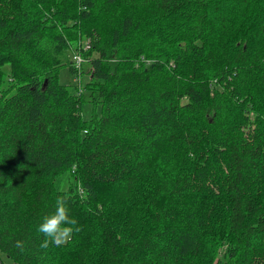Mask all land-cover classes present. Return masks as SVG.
Returning <instances> with one entry per match:
<instances>
[{"label": "trees", "instance_id": "obj_1", "mask_svg": "<svg viewBox=\"0 0 264 264\" xmlns=\"http://www.w3.org/2000/svg\"><path fill=\"white\" fill-rule=\"evenodd\" d=\"M1 253L264 264V0H0Z\"/></svg>", "mask_w": 264, "mask_h": 264}, {"label": "rangeland", "instance_id": "obj_2", "mask_svg": "<svg viewBox=\"0 0 264 264\" xmlns=\"http://www.w3.org/2000/svg\"><path fill=\"white\" fill-rule=\"evenodd\" d=\"M89 64L87 62L84 61V64L82 66V70H81V81H80V84L82 85V87L84 86V84L86 83L87 79H88V70H89ZM74 74H72L68 67H63L60 74H59V80L61 83H77L75 81V77L73 76ZM79 84V82H78ZM75 85L72 86V88L74 89ZM77 86V85H76ZM83 97H84V102L82 103V116L83 118L85 119H89L91 117V115L93 114V110H94V107L92 105L91 102H89L87 100L88 98V92L86 90H84L83 92ZM251 131V127L248 128L247 130V134H249ZM66 179V175H63L61 177V182L58 184L59 187H64L66 184H67V180L65 181ZM66 183V184H65ZM69 235V232L67 230V228H63V231H60L58 233V238L60 240H64L68 237ZM1 259L6 262L7 264H11V260L9 258H7L4 254L1 253Z\"/></svg>", "mask_w": 264, "mask_h": 264}, {"label": "clouds", "instance_id": "obj_3", "mask_svg": "<svg viewBox=\"0 0 264 264\" xmlns=\"http://www.w3.org/2000/svg\"><path fill=\"white\" fill-rule=\"evenodd\" d=\"M59 204L60 202L58 201V205ZM57 216L59 217V220H57ZM50 219L56 220L55 229L49 227L48 220L42 222L41 225H39L37 228V231L40 232L45 237L41 247H47L50 243H55L58 233L60 231H63V227H64L63 221L65 217L62 207L58 206L56 213Z\"/></svg>", "mask_w": 264, "mask_h": 264}, {"label": "built area", "instance_id": "obj_4", "mask_svg": "<svg viewBox=\"0 0 264 264\" xmlns=\"http://www.w3.org/2000/svg\"><path fill=\"white\" fill-rule=\"evenodd\" d=\"M89 47V43H86L85 45H84V48H88ZM73 61H74V65H75V67L77 68V69H80L81 68V66H82V63L84 62V58H83V56L81 55V53L79 52V51H77V52H75L74 54H73ZM75 81L76 82H79V86H80V81H81V79H80V76L78 75V76H76L75 77ZM81 90V89H80Z\"/></svg>", "mask_w": 264, "mask_h": 264}]
</instances>
